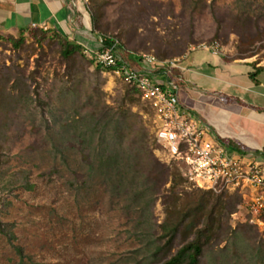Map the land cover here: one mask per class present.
<instances>
[{
	"label": "rangeland",
	"instance_id": "1",
	"mask_svg": "<svg viewBox=\"0 0 264 264\" xmlns=\"http://www.w3.org/2000/svg\"><path fill=\"white\" fill-rule=\"evenodd\" d=\"M87 12L93 36L116 39L124 58L151 54L173 62L172 73L181 75L183 91L192 97L198 89L194 71L209 73L212 56L227 62L264 55V0H88ZM65 41L80 45L45 29L0 39V264H161L162 254L154 259L145 246L156 238L160 247L168 246L171 233L163 226L175 199L179 209L199 203V215L215 207L219 217L200 264H222L214 259L220 251L231 257L261 246L264 253V231L249 222L237 195H222L218 202L183 176L175 182L170 169L154 203L141 211L142 205L131 208L134 197L125 188L106 185L101 175H83L90 148L80 149L75 130L61 131L77 115L127 111L136 122L132 130L144 127L156 159L176 165L160 151L147 102L97 66L82 45L65 57ZM82 127L78 134L87 131ZM63 134L73 151L68 164L57 167L51 150ZM113 135L107 141L112 149L132 147L139 137L132 131L119 147ZM83 180L86 189L75 190ZM188 222L169 243L171 251L191 238L185 237ZM234 231L242 240L233 238Z\"/></svg>",
	"mask_w": 264,
	"mask_h": 264
},
{
	"label": "built area",
	"instance_id": "2",
	"mask_svg": "<svg viewBox=\"0 0 264 264\" xmlns=\"http://www.w3.org/2000/svg\"><path fill=\"white\" fill-rule=\"evenodd\" d=\"M86 7L88 0H81ZM81 46V45H80ZM97 66L132 86L153 109L155 140L166 162L173 163L193 187L215 195H238L248 220L264 231V158L260 153L236 155L209 137V129L182 105L181 75L151 54L122 56L114 38L100 36L95 48L83 46Z\"/></svg>",
	"mask_w": 264,
	"mask_h": 264
},
{
	"label": "crops",
	"instance_id": "3",
	"mask_svg": "<svg viewBox=\"0 0 264 264\" xmlns=\"http://www.w3.org/2000/svg\"><path fill=\"white\" fill-rule=\"evenodd\" d=\"M32 29L61 32L82 46H97L81 0H0V39ZM211 58L209 73L194 71L198 89L193 97L182 90L181 104L209 129L212 141L239 156L261 151L264 158V55L227 62Z\"/></svg>",
	"mask_w": 264,
	"mask_h": 264
},
{
	"label": "trees",
	"instance_id": "4",
	"mask_svg": "<svg viewBox=\"0 0 264 264\" xmlns=\"http://www.w3.org/2000/svg\"><path fill=\"white\" fill-rule=\"evenodd\" d=\"M9 39L11 40L12 37H9ZM65 43L62 50V54L65 57L82 49L80 45H76L75 43L69 41H65ZM133 90L137 93L135 89ZM130 117L132 115L127 111H121L111 115L109 113L101 117L98 114L84 115L81 117L77 115L73 117L70 123L62 125L61 131L69 132L70 135L71 131L75 130L77 132L76 139H79L78 145L80 149L83 147L90 148V152L84 157V162L88 160L87 165L83 164L82 160L80 161V164L84 165L82 167L86 169H78L83 171L84 176L89 177L93 174L101 175L106 185L111 183L113 186H117V188H125L126 192L134 197L132 206L130 205L131 208L134 209V206L142 205L141 211H143L145 210L144 206L149 207L154 203L159 194L160 186L168 180L166 177H168L167 174L170 169L173 170V180L175 182L176 178L180 181L183 177L178 167L165 166L148 150L147 132L144 127H139L137 131L135 129L132 130L131 127L136 126V122L132 124ZM83 125L88 128L87 131L78 134V131H83ZM47 128L49 129L48 125ZM132 131H134V134L138 133L139 137L135 138L132 147L131 145L128 148L121 147L124 139ZM112 132L115 134L116 143L120 144L119 147L121 148L112 149L109 147L110 145L107 141L114 136ZM59 139L60 142L54 144L51 150L55 166L57 167L58 165H67L72 156V153L69 151H73V149L66 145L67 141H69L68 137L63 134ZM98 147L100 148L99 150L97 149ZM55 170L59 173L56 167ZM78 170H75L72 174H78ZM126 182L128 184H125ZM75 186L76 184L72 185V187ZM76 188L75 190L78 191L86 189L85 181L83 180V183ZM205 193L211 194L208 191H205ZM220 199L221 195H217L218 202ZM177 201L175 199L167 210V225L163 226L164 229L165 226H168L166 229H169L171 233L167 244L168 246L160 247L158 245L160 238L154 240L149 239L145 246L146 251L150 253V250H152V257L154 259H157L162 254L161 258H163V261L161 264H200L206 246L214 235L215 230L219 228V217L215 215V207L199 215L201 210L200 206L197 205L199 203L190 209H179ZM202 209H204V206H202ZM186 220H189V222L186 225L188 232L185 234V237L191 234V238L173 252L171 251L172 245L169 243L172 242ZM199 222H201L200 225ZM250 229H252V226ZM250 232L247 231L246 233L248 234ZM237 233L236 231L233 232V238L235 240H242L243 237ZM247 238H249V234L245 239ZM250 247L252 249H248L251 251L247 250L243 255H238L235 252L232 253L231 257H229L227 252L220 251L221 255L224 254L222 256L216 255L214 259L222 264H229L231 262H233L232 264H257L258 258H264V253L260 248L261 246ZM248 251L250 252L249 255L247 254Z\"/></svg>",
	"mask_w": 264,
	"mask_h": 264
}]
</instances>
